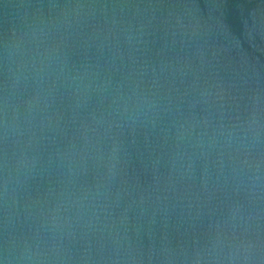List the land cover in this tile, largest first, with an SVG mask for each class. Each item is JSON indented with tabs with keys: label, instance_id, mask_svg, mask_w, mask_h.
Listing matches in <instances>:
<instances>
[{
	"label": "water",
	"instance_id": "95a60500",
	"mask_svg": "<svg viewBox=\"0 0 264 264\" xmlns=\"http://www.w3.org/2000/svg\"><path fill=\"white\" fill-rule=\"evenodd\" d=\"M0 264H264V0H0Z\"/></svg>",
	"mask_w": 264,
	"mask_h": 264
}]
</instances>
